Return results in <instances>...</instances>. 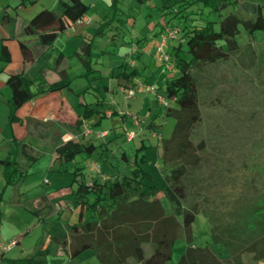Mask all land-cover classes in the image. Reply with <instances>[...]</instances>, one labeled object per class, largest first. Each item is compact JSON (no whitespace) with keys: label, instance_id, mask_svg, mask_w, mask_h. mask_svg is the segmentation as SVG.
Returning <instances> with one entry per match:
<instances>
[{"label":"trees","instance_id":"trees-1","mask_svg":"<svg viewBox=\"0 0 264 264\" xmlns=\"http://www.w3.org/2000/svg\"><path fill=\"white\" fill-rule=\"evenodd\" d=\"M147 5L149 0H135ZM39 0H22V4H36ZM121 0H112L110 10L118 16ZM244 0H159L155 8L159 10L162 20L176 26L173 21L179 19L185 23L181 29V41L169 49L175 68L170 78L162 86L168 98H176L172 108L166 109V116L176 121L173 134L163 139L159 158L165 166H170L163 175L161 186L145 183L152 178L141 164L144 157L139 155L145 150L140 147L133 157L134 168L128 176L92 185L81 183L75 191L72 201L74 209L79 210L76 223H65L66 234L56 243H67L71 239L70 257L72 263L85 252L95 250L101 264H168L173 259L175 243L184 239L187 245L185 253L177 264H245V255L249 256L248 264L264 263V212L258 216V210L243 208L231 212L229 220L209 216L210 236L208 243L226 248L228 256L215 253L209 245L200 246L196 241L194 226L201 213L199 206L189 203V186L187 180L200 164L197 147L192 141V133L200 123L202 112L199 102V86L194 70L198 67L225 60L240 49L237 37L240 26L253 35L264 32V7L261 4L249 3L246 10L254 18H242L236 13L228 14L220 23L219 30L213 21L204 20L197 24L195 15L203 16L204 12L221 13L230 7L242 4ZM62 10L44 9L40 11L24 28L23 34L30 40L20 41V48L25 65L40 59L54 45L57 38L70 29L72 23L88 14L90 6L83 0H59ZM200 7V14L194 7ZM204 11V12H203ZM110 17L107 14L104 22L97 28L90 42L82 46L81 60L87 69L86 77L93 72L92 57L94 41L102 37L116 20L126 25L127 20ZM183 40V41H182ZM0 62L9 64L11 54L6 46L2 48ZM63 60L59 59L58 65ZM67 66V65H66ZM65 66V67H66ZM127 64L122 65L120 76L130 80L140 75L135 69L127 71ZM64 69V68H63ZM2 71L0 70V73ZM59 82L50 85L48 91H60L70 86L66 69L60 71ZM7 84L13 91L10 101V121L17 122V111L35 97L32 91L33 80L25 73L11 75ZM96 111L86 108L85 119H89ZM114 114V113H113ZM98 146H84L77 142H67L57 149L58 156L67 162L74 161L79 155L91 158ZM24 156L35 162L27 145H16L9 156L0 161L4 166L3 175L6 187L17 185L27 174L20 167L19 158ZM80 176L76 173L75 180ZM5 189L0 194V232ZM171 202L173 214L168 215L160 193ZM52 246L45 247L38 241L30 256L9 258L0 253V264H48V256L52 254ZM65 250V249H63Z\"/></svg>","mask_w":264,"mask_h":264},{"label":"rangeland","instance_id":"rangeland-1","mask_svg":"<svg viewBox=\"0 0 264 264\" xmlns=\"http://www.w3.org/2000/svg\"><path fill=\"white\" fill-rule=\"evenodd\" d=\"M85 1L93 5L89 11V17L92 19L91 31L97 30L107 14L110 17L115 16V12L110 10L112 0ZM149 1L151 4L142 5L135 0H121L119 15L115 17L128 19V24L122 26L116 20L112 30L109 28L102 37H97L92 63L94 68L106 76V80L104 79L102 84H111L112 74L116 75L121 70L120 66L125 53L129 52L128 62L130 59L136 58L130 56V53L134 45L139 46L138 40L152 38L156 30L164 24L159 10L155 8L159 5V0ZM44 3L55 5L54 0H46ZM249 3L261 4L264 7V0H244L242 4L230 7L221 13L209 14L208 11H203V16L195 15L197 24H203L206 19L215 22L216 28L219 30V23L232 12L244 19L254 18L245 8V5ZM193 10L199 14L201 12L199 6L194 7ZM173 24L181 29L185 26V23L179 19L174 20ZM117 25L122 27L117 28ZM115 30L120 34L115 40L117 44L114 45L112 31L115 32ZM240 30L237 37L240 45L238 51L232 53L225 60L198 67L193 72L199 86L202 118L192 133V141L197 147L200 164L191 171L187 180L189 203L197 204L201 211L194 226L196 241L200 246L209 245L215 253H221L224 257L228 256L226 248L207 242L211 239V225L209 216L204 212L221 217L225 219V222L229 220L231 212L239 209L240 206L249 210L259 209L256 215L258 217L264 212V32L258 31L251 35L243 25L240 26ZM94 34L95 32L92 36ZM175 44L178 45V41ZM103 51L105 54H102ZM151 54L152 56L146 55L143 61L139 62V66L142 68L143 64L150 63L152 60L145 75L149 78L152 77L151 84L156 86L161 81V73L159 66L157 67L153 61L154 51ZM78 67H73L72 75H77L80 72ZM174 76L176 74L171 73L168 78ZM112 84L117 86L118 82L115 80ZM85 85H87L86 79H75L73 88L80 90ZM119 88L117 87L118 92L115 94L104 91L103 94L109 101L114 98L125 107L127 102L132 103L131 111L135 114L138 113L142 108L144 96L138 95L131 98L122 93ZM95 94L99 96L98 93ZM162 94L159 92L157 96L156 94L149 95L152 114L156 117L160 128L159 132H155L159 143L163 139L171 138L176 124L173 117L165 114L166 108L158 98ZM92 96L95 97L93 94ZM148 112L145 108L140 113V118L143 119ZM118 124L119 117L114 116L105 120L104 129L110 130L112 127H117ZM140 127L143 130L147 129L145 125L141 126L140 124ZM140 140L138 137L134 143L129 144L127 148L129 152L140 148ZM158 141L154 140L145 151L146 162L143 168L152 177L145 179V183L161 186L162 177L169 171L170 166H164L163 161L159 158L161 149L158 146ZM86 143H89V140ZM113 149L117 150L115 146ZM51 162L50 157L36 161L32 165V174L25 179L23 186L21 184L12 185L4 194L1 227L3 243L1 244L7 245L13 240L19 241L17 247L6 253L9 258L30 256L35 250L37 242L42 241L45 247L52 246L53 248L52 254L48 256V264H68L69 261H72L69 258L71 239H68L67 243L60 244L56 243V239L61 240L66 234L64 222L69 220L68 206L75 195L69 193L60 204L53 203L48 208L41 209L44 199L40 196L46 195L52 190L51 186L44 181L51 175V172H48ZM130 167L131 165L128 169ZM57 178L66 180V177L62 176ZM4 186L5 179L0 173V194L4 190ZM161 200L166 213L173 214V206L164 194H162ZM61 213L64 215L62 219H59ZM186 246L185 240L179 239L175 243L173 259L168 264H177L184 254ZM63 249L65 250L63 251ZM60 252L65 256H57ZM248 259L249 256L246 254L245 264H248ZM70 264L101 263L94 251H88Z\"/></svg>","mask_w":264,"mask_h":264},{"label":"crops","instance_id":"crops-1","mask_svg":"<svg viewBox=\"0 0 264 264\" xmlns=\"http://www.w3.org/2000/svg\"><path fill=\"white\" fill-rule=\"evenodd\" d=\"M45 1L39 0L36 4H22V0H0V58L4 46L8 48L11 54V62L9 64L0 62V70L2 71L0 73V161L7 158L11 150L18 144L27 145L28 150L33 156L38 157V160L46 157L51 158L52 162L48 166L50 168L48 172H51V175L44 181L51 186L52 190L46 195L40 196V198L44 199L41 204V209H46L53 203L60 204L69 193L75 195V191L81 183L87 185H92L94 181L102 183L101 175H105L107 181L130 175V172L134 168L133 157L137 152V148L129 152L127 149L129 144L134 143L136 138L139 137L141 139L140 147H145V150L140 155H143L145 160L144 153L147 148L150 147L154 140L158 141L155 132H159L160 128L155 119L156 117L152 114V105L149 99V95L153 93H147L144 88H139L136 95L129 96L126 91L137 85L138 82H142L144 85H152V77L149 78L145 75L146 69L151 65L152 60H150V63L148 62L149 64H143L142 68L139 66V62L143 61L148 54L152 56L151 53L154 51L153 61L157 65L156 52L158 41L162 29L167 24L166 20H162L164 24L156 30L152 38H148L147 40H144V38L137 41L139 51L132 55V57H136L134 59L136 61L135 66H131L127 61L129 52L125 53L122 65H128V72L137 69L140 75H136L130 80L120 76L123 69L121 65L119 73L116 75L112 74L111 84L106 85L102 84L104 79L106 80V76L102 75L100 70L94 68L93 63L92 68L95 72L89 77H86L87 69L81 60L83 56L82 46L84 42H90L93 38L92 34L95 32L91 31L90 25L78 28L76 31H65L57 38L54 45L44 56L27 66L25 65L20 48V41L31 39L23 34L26 25L44 9L62 10L59 0H54L55 5L45 4ZM83 2L90 6V9L92 8V4H88L85 0ZM149 4H151L150 1ZM87 15L89 16V12ZM128 22L129 20L126 24ZM113 25L111 26V30ZM119 27L121 28L122 26L117 25V28ZM112 33V40L115 45L117 44L115 42L116 37L120 33L117 30L115 32L112 31ZM96 39L94 41V47ZM174 45H176L175 42H172L170 48ZM102 54H105V52L103 51ZM60 57L63 62L61 65H58ZM74 62H77L75 63L76 65ZM74 66H79L78 70L80 72L77 75H72L71 71ZM63 68L66 69L67 76L71 80L70 86L60 91H48L50 85L60 81V71H63ZM21 73H25L32 78V91L35 97L17 111L18 121L11 123L9 103L12 100L13 91L7 84V81L11 75ZM168 76L161 75V81L156 85V87L158 86V93H163L162 86L169 80ZM75 79H86L87 85L83 86L80 90H76L73 88ZM115 80L118 82L117 86L112 84ZM117 87H120V91L128 97L144 96L142 108L138 113L135 114L131 111L133 108L132 103L127 102V106L125 107L121 102L114 100V98L112 101H109L104 96L103 91L105 93L115 94L118 92ZM95 93H98L99 96ZM92 94L96 96L93 97ZM87 107L96 111L89 119H85ZM145 108L149 112L141 119L140 113ZM114 116L119 117L118 126L112 127L110 130L104 129L105 120L111 119ZM140 124L141 126L145 125L147 129L143 130L133 141H129L127 133L130 131H139ZM87 125L93 129V133L86 134L85 127ZM102 130L109 131V136L105 139H101L97 135ZM87 140H89V143H86ZM70 141L80 143L84 146L95 145L99 148L91 158L82 154L74 161L67 162L58 156L57 149ZM157 143L161 148V142L159 143L158 141ZM113 146L117 150H114ZM35 162L28 161L24 156L19 158L20 167L27 174L26 178L32 174V165ZM74 162L76 163L75 165ZM144 164H141V166L143 167ZM130 165L131 167L128 169ZM95 166H99L100 173L95 171ZM3 171L4 166L0 162V173L2 175ZM76 173L80 176L75 180ZM58 176L66 177V180L56 179ZM25 179L19 184L23 186ZM5 187L6 181L4 189ZM9 187L5 189V192L9 190ZM162 194L161 192L158 196L161 202ZM68 207L70 216L67 222L71 224L76 223L79 210L73 208L72 202ZM63 215L64 213H61L59 219H62ZM2 241L0 232V253H3L1 250V245H3L1 244L3 243ZM89 251H94L97 256L95 250ZM61 252L57 256H65ZM69 258L71 259V257ZM71 262L69 261L68 264Z\"/></svg>","mask_w":264,"mask_h":264},{"label":"built area","instance_id":"built-area-1","mask_svg":"<svg viewBox=\"0 0 264 264\" xmlns=\"http://www.w3.org/2000/svg\"><path fill=\"white\" fill-rule=\"evenodd\" d=\"M91 24H92V19L88 15H86L83 18L79 19L78 21L72 23L69 30L76 31L78 28L88 26ZM180 39H181V29L177 26L166 24L160 33L157 52H156V62L160 68V73L163 76H167L171 74L175 68V63L173 61V57L169 49L172 42H176V41L180 42L181 41ZM138 51H139V46L134 45L133 50L131 52V56L133 54H136ZM129 63L131 64V66H135L136 61L134 59H130ZM139 88H144L145 92L147 93H153L156 94V96L158 95V89L156 88V86L144 85L142 82H138L137 85L131 87L126 92L128 93L129 96H133L136 95L137 90H139ZM158 98L161 104L166 109L172 108L176 103L175 97L168 98L164 94H162L161 96H158ZM85 131L86 134L93 133V129L90 128L88 125L85 127ZM142 131L143 129L139 127V131L128 132L127 133L128 140L133 141L139 134H141ZM97 135L99 138L105 139L109 136V131H99ZM155 136H157V133H155ZM95 171L99 173L101 172L99 166H95ZM101 178L103 181L107 179L105 175H101ZM18 244H19L18 240H13L7 245H1V250L3 253H7L12 249H14L15 247H17Z\"/></svg>","mask_w":264,"mask_h":264}]
</instances>
